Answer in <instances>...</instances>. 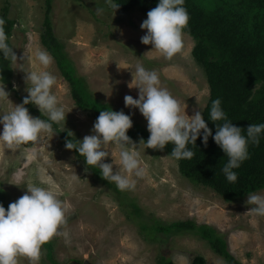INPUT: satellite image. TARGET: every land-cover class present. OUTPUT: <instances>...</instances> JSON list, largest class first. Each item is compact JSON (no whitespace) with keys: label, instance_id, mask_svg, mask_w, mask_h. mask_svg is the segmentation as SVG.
Returning a JSON list of instances; mask_svg holds the SVG:
<instances>
[{"label":"rangeland","instance_id":"1","mask_svg":"<svg viewBox=\"0 0 264 264\" xmlns=\"http://www.w3.org/2000/svg\"><path fill=\"white\" fill-rule=\"evenodd\" d=\"M5 7L8 16L17 21L11 36L17 63L11 64L12 87L0 81L9 93V100L0 99V115L23 103L20 96H28L26 88L31 85L25 83V72L37 68L33 55L37 48L47 51L41 41L46 17L51 19L56 36L93 95L118 112L123 111L147 128L139 109L124 104L125 95L139 98L138 89L131 87L135 85L132 73L137 63L158 73L161 86L186 107L187 115H193L194 110L203 112L210 89L203 67L192 54L195 39L183 32L182 52L171 60L164 58L152 45L141 43L146 30L140 26L148 11H114L106 0H52L48 14L46 0H0V18ZM98 7L104 9L101 15L96 13ZM24 54L26 58L21 59ZM53 61L47 69L57 78L52 92L67 114L58 126L82 142L84 136L94 134L96 119L90 111L78 108L69 82L54 57ZM34 107L40 112L38 106ZM30 115L40 118L38 114ZM2 131L0 124V134ZM131 140L137 145L134 150L139 152L145 175L136 178V187L130 191H116L95 178L89 169L85 171V163L66 149L53 129L31 146L8 150L0 143V185L7 191L9 201L24 195L28 186L48 187L42 181H50L67 205V223L60 230L62 234L54 237V256L59 264H158L161 255L170 257L175 264H190L198 254L207 264H227L195 233L158 232L150 237L141 228V219L149 224L156 220L208 224L225 236L241 264H264V216L248 212L253 207L246 203L248 195L226 200L212 188L196 185L183 176L179 161L167 152ZM105 149L109 156L104 162L112 163L114 172H123L119 148L109 143ZM253 194L264 195V188ZM132 201L141 208L140 217L131 212ZM19 264L28 261L21 258ZM39 264H51L43 246Z\"/></svg>","mask_w":264,"mask_h":264},{"label":"clouds","instance_id":"2","mask_svg":"<svg viewBox=\"0 0 264 264\" xmlns=\"http://www.w3.org/2000/svg\"><path fill=\"white\" fill-rule=\"evenodd\" d=\"M106 3L114 11L120 7L112 0H106ZM183 5L184 0H159L157 6L148 11L147 19L140 26L146 30V34L141 37V43L152 45L154 50L169 60L180 54L185 47L183 30L188 25L189 15ZM103 12V8H96L97 15ZM4 25L5 20L0 18V53L5 59L17 63V55L7 42ZM33 55L38 66L35 70L25 72V83L31 85L26 88L28 96L23 99V103L14 105L10 111L0 115V124L3 125L0 143L8 150H15L29 143L38 144L44 133L52 132L53 122L58 124L66 120L67 114L52 92L57 78L47 70L54 62L53 57L42 48H37ZM25 58L24 54L21 59ZM132 76L135 85L131 87L138 89L139 98L125 95L124 104L125 107L139 109L147 121V130L150 133L147 141L141 139L139 144L146 143L147 148L162 151L170 143L173 145L170 154L173 158L191 160L194 152L187 145H195L202 130L205 145L212 136V130L201 111L194 110L193 115H187L186 107H182L169 90L161 86L155 70H147L137 63ZM8 96L5 87L0 86V99H8ZM28 104L38 106L41 114H46L48 120L31 116L25 107ZM210 120L213 123L225 121L222 125L215 123L216 133L213 139L228 157L223 173L230 183H234L237 174L233 169L239 168L249 158V141L259 144L264 123L248 125L246 136L243 135L241 127L228 121L219 98L212 102ZM132 127L131 116L123 111H100L93 126L94 134L84 136L82 142L73 143L68 140L65 147L68 150H77L88 167H98L102 178L114 182L119 190H134L136 178H142L145 169L141 165L139 152L134 150L137 145L127 135ZM109 143L119 148V165L123 172H114L113 164L104 162L109 156L105 145ZM87 170L88 168L85 169ZM42 182L47 183L48 187L28 186L27 192L10 203L7 210L0 204V264H19L21 258L26 259L28 264H39L42 245L62 234L60 230L67 223V205L51 187L50 181ZM246 203L253 206L249 213L264 216V195L251 193Z\"/></svg>","mask_w":264,"mask_h":264},{"label":"trees","instance_id":"3","mask_svg":"<svg viewBox=\"0 0 264 264\" xmlns=\"http://www.w3.org/2000/svg\"><path fill=\"white\" fill-rule=\"evenodd\" d=\"M47 13L51 11L52 0H46ZM120 7L118 11H129L139 8L150 11L155 8L159 0H115ZM189 15L187 27L183 30L195 39L192 50L193 57L203 67L210 89L209 99L202 115L212 136L207 145L203 143V130L195 145L189 143L187 148L194 152L191 160L180 159L179 170L183 176L196 185L212 188L219 195L229 201H235L255 193L264 188V132L259 136V144L249 141V158L244 160L239 168L233 169L237 180L230 183L223 173L228 162L227 155L218 146L213 137L216 133V124L222 125L224 120L213 123L210 120L212 102L219 98L221 108L228 121L243 129L250 124L264 123V0H184L183 5ZM8 7L4 8L2 18L5 20V32L8 44L12 47L11 36L17 21L8 16ZM41 33L42 44L54 57L62 75L70 85L71 94L78 108L90 111L97 120L100 111H117L110 103L102 102L91 92L86 79L78 74L74 63L65 51V46L56 36L52 21L45 18ZM13 48V47H12ZM10 59H5L0 53V81L12 87L13 69ZM20 96V95H19ZM22 101L25 97L20 96ZM32 114L48 120L33 104L26 105ZM118 112V111H117ZM132 119V118H131ZM133 127L127 135L131 139L145 142L150 136L147 128L133 120ZM52 129L59 135L63 145L68 140L76 143L78 138L68 130H61L57 123H52ZM146 144V143H145ZM32 143L25 146H31ZM172 144L165 146L163 151L171 154ZM82 160L95 178L100 179L110 188L120 191L114 182L103 179L98 167L87 166L84 157L77 150H72ZM12 201L8 200L7 191L0 185V204L5 209ZM137 217L142 210L139 205L130 202ZM140 226L150 237L157 236L158 232L166 234L183 233L190 231L208 242L218 255L222 256L227 264H241L229 249L225 236L216 228L194 220H177L172 222L154 221L147 223L140 220ZM54 238L42 245L47 250L51 264H59L54 256ZM158 264H175L174 261L161 255ZM190 264H207L206 259L198 254Z\"/></svg>","mask_w":264,"mask_h":264},{"label":"water","instance_id":"4","mask_svg":"<svg viewBox=\"0 0 264 264\" xmlns=\"http://www.w3.org/2000/svg\"><path fill=\"white\" fill-rule=\"evenodd\" d=\"M85 264H87V263H85Z\"/></svg>","mask_w":264,"mask_h":264}]
</instances>
